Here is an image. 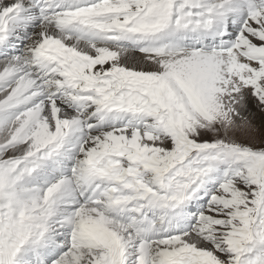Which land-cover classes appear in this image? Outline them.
Masks as SVG:
<instances>
[{
  "label": "snow or ice",
  "instance_id": "snow-or-ice-1",
  "mask_svg": "<svg viewBox=\"0 0 264 264\" xmlns=\"http://www.w3.org/2000/svg\"><path fill=\"white\" fill-rule=\"evenodd\" d=\"M0 264H264V0H0Z\"/></svg>",
  "mask_w": 264,
  "mask_h": 264
}]
</instances>
